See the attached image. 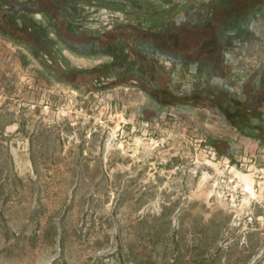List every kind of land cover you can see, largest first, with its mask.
Masks as SVG:
<instances>
[{
    "label": "rangeland",
    "instance_id": "374dc122",
    "mask_svg": "<svg viewBox=\"0 0 264 264\" xmlns=\"http://www.w3.org/2000/svg\"><path fill=\"white\" fill-rule=\"evenodd\" d=\"M184 1L0 0V264H264L255 89L217 56L225 11ZM139 55L164 66L157 112L129 77L73 72Z\"/></svg>",
    "mask_w": 264,
    "mask_h": 264
},
{
    "label": "crops",
    "instance_id": "0c3cea01",
    "mask_svg": "<svg viewBox=\"0 0 264 264\" xmlns=\"http://www.w3.org/2000/svg\"><path fill=\"white\" fill-rule=\"evenodd\" d=\"M195 1L201 3L204 0ZM206 1L211 15L216 13V9L225 11L223 15L215 14L210 25L215 28L212 38L219 46L217 56L228 67L230 79L237 77L240 80L237 98L241 100V96L246 97L248 86L255 89L250 106L254 108L253 115L256 118L251 120L253 115L248 114L251 108L246 105L241 107L240 117L245 123L251 121L262 125L264 101L259 100L264 98V93L261 92L264 88V0ZM184 5L185 1L181 0L180 6ZM229 86L233 90L232 82Z\"/></svg>",
    "mask_w": 264,
    "mask_h": 264
},
{
    "label": "flooded vegetation",
    "instance_id": "af4514ba",
    "mask_svg": "<svg viewBox=\"0 0 264 264\" xmlns=\"http://www.w3.org/2000/svg\"><path fill=\"white\" fill-rule=\"evenodd\" d=\"M30 31V29H27ZM160 40V39H159ZM99 38H96L92 42H88L89 47H94L96 50H98L99 46ZM71 47L74 48L73 44H70ZM159 55L161 57H164L165 52L161 51L159 52ZM115 59L113 61H107L105 63H101L95 69H92L91 71H83V70H76L73 69V72H77L79 74H85L87 72L91 73L94 72L98 77L103 76L104 70L108 69L110 71V74H104V75H114V77L117 80H120L122 77H129L130 80H133L136 83H141V87L145 95L147 96V103L145 109L147 111L157 112L158 107H161L164 105L165 101V87H164V77L162 76V73L164 71L162 68L164 67L161 61L153 60L152 62H148L146 60L145 56L139 55L138 57H135L133 60L128 61L126 63V67L121 70L120 65L121 62L119 61L118 56H114ZM119 69L117 72H113L111 74L112 69ZM136 68V70H135ZM204 74L207 72L204 68L202 69ZM115 73V74H114ZM208 73V72H207ZM147 74H150L151 77L148 79ZM204 81H207V77L204 79ZM203 83V81H202ZM201 86V85H200ZM189 88L185 87L184 90H181V92H175L172 93V97H174L177 101H187V106H190L189 103L193 102L197 99L198 92L196 87L193 85H188ZM208 98V97H207ZM251 120L256 118L254 115L250 117ZM240 127H243V131L248 132L249 136H253L256 134V127L259 125L260 127L264 128V124L260 125L254 122H248V127H245V122L242 120H239Z\"/></svg>",
    "mask_w": 264,
    "mask_h": 264
},
{
    "label": "bare ground",
    "instance_id": "6f19581e",
    "mask_svg": "<svg viewBox=\"0 0 264 264\" xmlns=\"http://www.w3.org/2000/svg\"><path fill=\"white\" fill-rule=\"evenodd\" d=\"M248 189H251V187H250V186H248ZM248 192H250V193H251V191H248Z\"/></svg>",
    "mask_w": 264,
    "mask_h": 264
},
{
    "label": "trees",
    "instance_id": "16d2710c",
    "mask_svg": "<svg viewBox=\"0 0 264 264\" xmlns=\"http://www.w3.org/2000/svg\"><path fill=\"white\" fill-rule=\"evenodd\" d=\"M240 130L243 131V127H240Z\"/></svg>",
    "mask_w": 264,
    "mask_h": 264
}]
</instances>
